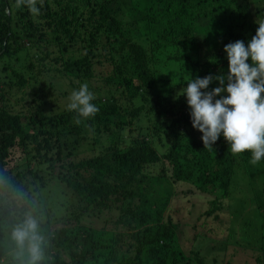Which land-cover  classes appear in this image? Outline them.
Here are the masks:
<instances>
[{
  "label": "trees",
  "instance_id": "obj_1",
  "mask_svg": "<svg viewBox=\"0 0 264 264\" xmlns=\"http://www.w3.org/2000/svg\"><path fill=\"white\" fill-rule=\"evenodd\" d=\"M63 1L39 0L33 16L16 9V0H0V220L16 191L25 196L18 214L33 209L32 193L47 186L46 173L80 204L70 218L79 222L91 210L92 219L115 230L112 244L90 226L55 230L50 264H124L117 255L123 249L134 250L135 264H215L207 257L226 250L223 233L192 235L165 216L180 196L210 202L205 217L225 211L228 238L251 224L264 232V189L255 187L264 188V158L252 165L250 152L232 154L222 136L205 147L185 97L176 98L191 76L227 71L224 46L255 35L264 0H133L144 11L129 31L104 5L109 0ZM72 2L81 3L85 23L60 34L75 19ZM83 83L99 111L77 123L58 96L69 102ZM240 172L249 181L235 197ZM251 261L264 264V247Z\"/></svg>",
  "mask_w": 264,
  "mask_h": 264
},
{
  "label": "clouds",
  "instance_id": "obj_2",
  "mask_svg": "<svg viewBox=\"0 0 264 264\" xmlns=\"http://www.w3.org/2000/svg\"><path fill=\"white\" fill-rule=\"evenodd\" d=\"M15 8H27L33 16L41 11L39 0H16ZM256 23L258 28L247 44L237 40L224 46L226 72L191 76L176 97H185L192 127L202 133L205 147L212 148L222 136L232 154L250 152L252 165L264 158V19ZM213 84L217 86L209 90ZM68 99L67 109L77 114V123L99 111L87 83ZM3 183L0 179V185ZM24 202V194L16 191L8 218L0 220V264H50L43 215L32 209L18 214Z\"/></svg>",
  "mask_w": 264,
  "mask_h": 264
},
{
  "label": "rangeland",
  "instance_id": "obj_3",
  "mask_svg": "<svg viewBox=\"0 0 264 264\" xmlns=\"http://www.w3.org/2000/svg\"><path fill=\"white\" fill-rule=\"evenodd\" d=\"M55 2L63 3L64 1L55 0ZM61 5L57 7V16L59 18H62L63 16L60 8ZM104 5L107 8H109L112 11V13H115L117 15V19L121 23L126 24L127 26L129 25L128 27H124L126 31L131 30L132 26L130 25H134L136 19L138 17L140 18L139 15L141 14L142 11H144V8L141 7L140 5H136V1L133 0H109ZM70 10L75 14V19L72 20V24L65 25L63 29L60 30L59 32L60 34L72 30L74 25L82 27V25L85 23V14H84V9L81 7V3L74 4L72 2ZM63 37H65V35H63ZM11 60H12L11 63L13 64L14 67H19L20 64L19 62L15 61L16 60L15 56ZM63 89L65 90V88ZM209 90H211V88H209ZM58 97L60 99L59 101L60 107H63L65 103L67 104L69 103L66 98H63V96H58ZM8 106H10V104H8L7 107ZM10 108H11L10 110L13 109V107L11 106ZM124 137L126 138L127 135H125ZM15 163L16 160L15 162L13 161V164L10 166V168L15 167L16 166ZM167 167H168L167 174H170L171 166L167 165ZM156 170H158V168H156ZM167 176H171V175H167ZM45 177H46L45 181H47L46 182L47 186L44 189H39V187L35 185V187L39 189V191H34L32 193L33 204H34L32 210H35L43 215L44 222L42 224V229L46 233L48 239L52 236V234H54V231L57 229L65 228L69 231V234H75L80 225H85L86 226V227L84 226L85 228L89 226L96 228L95 231L96 237L103 244L113 243L111 232L115 230L109 225H106V227L103 228L102 227L103 224H101V222H98L99 220L95 221L96 219H92L91 210L86 212L84 216L80 217L81 219L79 222H77V220L74 218H70V215H72L71 212L74 210V206L76 205L78 207L80 206V204L77 202L75 198L72 197L73 194L71 193L70 190L66 188V186L64 187L58 184L56 180L48 179L49 176L46 173H45ZM28 179L30 181L34 180L33 177H29ZM245 181L246 182L249 181L248 177L242 175V172L237 173L233 184L234 187L233 190L237 191L236 193L237 196L235 197H238V192L240 190H244V188H246L244 187L245 183H243ZM169 182L171 183L170 180ZM192 187L196 188L194 185H192ZM255 187L264 189L261 188V185H259V187L257 186ZM36 188L31 187V190H35ZM175 188H190V185L185 183L183 184L178 183L175 186ZM199 194L200 193H197L196 196H199ZM261 197L264 198L263 194L261 195ZM203 199L204 198L201 196L191 200L190 198L184 196L175 198L172 201L173 203H175L174 206L171 204V206L168 207L167 211L165 212V216L173 217L175 224L176 221H180L181 223L183 222L187 224L189 230H191L192 232V235L205 233L206 235L209 234L210 237H213L212 230L214 228H217L219 234L223 233L222 236L224 237L219 239L224 241L225 244L224 243L223 244L226 246L225 247L226 250L222 252L215 251L214 253H212L211 256H208L207 260L211 261L212 263L216 264L217 262L218 264H227L228 262H231V264H255L256 262L251 261V258L253 260L254 256L257 253L260 254V250L264 247V239H263L264 232L260 231V229H257L256 231L257 234H256L254 231H252L253 229H255V227L253 224H251V226L250 225L243 226L242 230H240L241 227L235 229V231L232 233L233 236L228 238V236H226L227 231H226L225 223L221 222V220H224L223 218L227 214L225 213V211L223 212L218 211L217 218H215V216L205 217L204 216L205 212L209 211L212 205L210 204V202ZM194 204L197 205L193 206ZM190 222L195 223L198 226V228L196 230L193 229L192 231V227H191L192 224H188ZM2 238H3V234L0 233V239ZM190 245L191 244L188 245L185 244L187 249L190 248ZM212 245L215 244L209 243L210 247H212ZM133 251L134 250L131 249L128 252L126 251V249H123L117 255L119 258L123 257L120 260L124 262V264H135L137 259H136V253ZM0 255H2V253H0ZM50 259H52L51 256ZM86 264H107V262L103 258L100 262L91 261ZM112 264H116V263L113 262Z\"/></svg>",
  "mask_w": 264,
  "mask_h": 264
}]
</instances>
